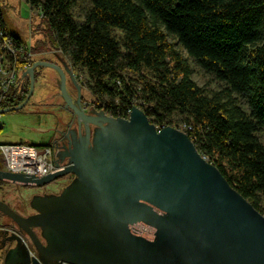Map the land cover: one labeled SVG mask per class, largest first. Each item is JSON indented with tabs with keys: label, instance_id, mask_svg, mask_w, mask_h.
Instances as JSON below:
<instances>
[{
	"label": "water",
	"instance_id": "water-1",
	"mask_svg": "<svg viewBox=\"0 0 264 264\" xmlns=\"http://www.w3.org/2000/svg\"><path fill=\"white\" fill-rule=\"evenodd\" d=\"M61 60H63L61 58ZM65 68L35 61L27 98L0 112L19 110L31 99L38 67L61 76L65 105L95 125L96 152L82 144L66 166L43 176L0 170V180L45 186L73 174L61 194L39 199L37 213L24 216L0 200V210L30 237L37 254L24 249L17 231L10 259L2 264H264V214L257 210L175 127H158L139 107L129 117L82 107L81 86ZM67 73L79 91H67ZM47 197V198H46ZM35 229H40L41 237ZM9 258V257H8Z\"/></svg>",
	"mask_w": 264,
	"mask_h": 264
},
{
	"label": "trees",
	"instance_id": "trees-1",
	"mask_svg": "<svg viewBox=\"0 0 264 264\" xmlns=\"http://www.w3.org/2000/svg\"><path fill=\"white\" fill-rule=\"evenodd\" d=\"M27 2L98 109L127 118L137 105L156 126H190L199 152L264 214V0ZM0 30L26 45L7 30L1 8ZM191 58L225 86H199ZM21 80L1 106L27 98L30 78Z\"/></svg>",
	"mask_w": 264,
	"mask_h": 264
},
{
	"label": "rangeland",
	"instance_id": "rangeland-1",
	"mask_svg": "<svg viewBox=\"0 0 264 264\" xmlns=\"http://www.w3.org/2000/svg\"><path fill=\"white\" fill-rule=\"evenodd\" d=\"M0 8L4 14L5 23L8 26V29L11 33L19 35L24 41L28 44L36 45L38 48H43L44 51L40 55L34 57V61L46 60L55 63L56 65L65 68L63 60L66 59L60 53L59 50L55 49L52 41V37L48 31V25L45 20L42 19L40 13H36L32 11L27 0H0ZM44 43L46 46H43ZM185 57H188L187 52L183 49ZM55 53H59L63 58H58ZM190 64L194 68L193 78L199 86L206 87L209 90H219L222 89L225 84L216 78V76L212 73L206 72L201 66H199L192 58L190 59ZM38 75L35 80V88L33 95L30 99L29 104H27V111L35 106V102L41 100V98H50L55 104H59L55 109H58V112L62 115L66 113L63 111L64 107V99L61 94V76L59 72L50 67L41 66L37 68ZM54 75V76H53ZM56 77V78H53ZM84 78L83 76L80 77ZM53 79H56V84L53 82ZM67 91L70 97L73 100L77 98V91L74 85L72 84L71 76L67 73ZM53 92L56 94L55 97L51 98L50 93ZM82 95L85 100L91 102L93 100L90 92L83 87ZM238 96V94H236ZM239 97V96H238ZM241 105L244 109L248 110L247 102L244 98L239 97ZM45 109L50 111L52 108V103L48 101L44 103ZM24 107L14 112H4L5 115H10L13 117V122L11 124L9 133L11 135H19L23 131H27V134L32 136L40 137L41 141L33 140V138L28 139L29 142H39L41 145L48 144V142L44 141L42 134L36 132L34 127L39 125L36 122L35 118L29 116L27 114V118L25 117ZM90 113V111L88 110ZM28 113V112H27ZM65 116H68L66 113ZM27 125V126H26ZM264 140V138H263ZM1 142H10V141H0ZM2 144V143H1ZM10 144V143H9ZM2 156L0 155V167H4L2 162ZM69 178H65L63 182H53L44 188H33L27 187V214L33 212V209L30 207V199L34 194H50V193H59L62 190V186L69 183ZM61 183V184H60ZM11 185V184H10ZM14 186H10V193L13 195L21 194L22 187L20 184H13Z\"/></svg>",
	"mask_w": 264,
	"mask_h": 264
},
{
	"label": "crops",
	"instance_id": "crops-1",
	"mask_svg": "<svg viewBox=\"0 0 264 264\" xmlns=\"http://www.w3.org/2000/svg\"><path fill=\"white\" fill-rule=\"evenodd\" d=\"M6 28L9 31L7 24H6ZM24 43L26 45H31L32 47H36V45L28 44L26 41H24ZM42 53L43 52H37L36 54L40 55ZM55 55L58 58H63L61 55H59V53H55ZM37 75H38V71H37ZM21 77H23V74ZM53 78H56V77H53ZM55 80L56 79H53V82H55L56 84ZM55 96L56 94H54L53 92L50 93L51 98ZM47 101L48 103L49 102L52 103V106H51L52 108L50 109V111L46 110L44 106V103ZM58 105H59L58 103L55 104L52 100H50V98H46V101H45V98H41V100L36 101L35 106H33L31 109H28V111H27V105L24 107V110H26L25 117L27 118V114H28L29 116H32L33 118H35L36 122L39 123V125L34 127V129L39 134L40 133L42 134L41 136L43 137L44 141L48 142V144H45V145L53 144L58 134L64 131L65 129L64 124L67 123L65 120L66 114L62 115L58 112V109H55L56 106ZM1 108H4V107L1 106ZM14 111H18V110H13L10 112H14ZM3 113L4 112L1 113L2 114V124L0 125V141H10V142H1L2 144H9V143L10 144H32L36 146H45V145L39 144V142L27 141L30 138L31 139L33 138V140L37 139L36 141H41V142L43 141L38 136H32V135L27 134V131H23L19 135L18 134L11 135L9 133L10 131L9 127H11V124L13 122V117L10 115H5ZM0 170H4V167H0ZM13 184L14 183L6 182V181L0 184V200H3L6 203H8L14 210H16L17 212H19L20 214L24 216L35 214L34 210H37L36 208L38 206L40 207L39 205L40 198L45 197V196H50V195L54 196L58 194V193L34 194L30 199V207L33 209V212L30 214H27V186L20 185L23 190L22 193L13 195L10 193V190H9L10 186H14ZM17 228L18 226L13 222V220L8 215H6L4 212L0 210V264H2V261L4 262L7 259L11 258L12 255L10 254V252L17 246L16 241H7V244L3 245V242L8 236L15 234V229ZM37 233L41 237V231L39 230V232L37 231ZM25 236L27 238L26 233H25ZM41 239L45 243V240L42 237ZM30 243H31V246L33 245L31 247V251H32L31 255L37 254V250L35 248V245L32 244L33 242L31 241V239H30ZM23 247L24 249H27V240L25 243H23Z\"/></svg>",
	"mask_w": 264,
	"mask_h": 264
},
{
	"label": "built area",
	"instance_id": "built-area-1",
	"mask_svg": "<svg viewBox=\"0 0 264 264\" xmlns=\"http://www.w3.org/2000/svg\"><path fill=\"white\" fill-rule=\"evenodd\" d=\"M0 103L2 97L8 93L12 86L21 85L22 72L26 71L32 64L31 61L37 55L31 45H17L14 38L0 30ZM18 57L27 61L24 68L18 64ZM82 85V84H81ZM83 86V85H82ZM1 107V104H0ZM136 107H139L136 105ZM141 109V107H139ZM133 109L129 110V115ZM2 114L0 112V125ZM163 129L166 126H157ZM186 132L190 126L183 124L177 128ZM187 133V132H186ZM0 155L4 163V170L10 172L28 173L35 176H43L53 172L57 168L56 157L51 145L36 146L32 144H0ZM205 158L207 156L203 155ZM208 159V158H207ZM32 254V253H31ZM34 255V254H33ZM61 264H72L61 262Z\"/></svg>",
	"mask_w": 264,
	"mask_h": 264
},
{
	"label": "flooded vegetation",
	"instance_id": "flooded-vegetation-1",
	"mask_svg": "<svg viewBox=\"0 0 264 264\" xmlns=\"http://www.w3.org/2000/svg\"><path fill=\"white\" fill-rule=\"evenodd\" d=\"M77 83L81 86V96H82L81 104H82V107L86 110V112H88V110L90 111V113L100 111L101 109L97 108L96 104L94 103V100L89 102V101L84 99V97L82 95V90H83L84 86H82L78 80H77ZM72 84L74 85V87L76 88V91H77V98L74 101H77V99L79 97V91H78V88L76 87V84L73 81H72ZM63 108H64L63 111L65 110L66 113L68 114V116H65V120L67 123L64 124V126H65L64 131L62 133L58 134L57 138L54 140V143L51 144V146L53 148L54 156L56 157L57 165L60 164L61 166H66L70 162L69 161L70 160L69 155H71V152L73 151V149L75 148L76 145L80 146L83 144L86 147L87 152H94V151L96 152L95 144L93 142V136L92 135L95 133V130L97 129V127L95 125H92V124L86 126V123L83 121H82V124L80 127L77 116L70 109H68L66 107L65 101H64V107ZM66 177L69 178L70 182L67 183L66 185L62 186L63 187L62 190L57 195L61 194L63 192V190L68 185H70L75 179V176L73 174H69V175L64 176L62 178H59L58 180H56L54 182H63V180H65ZM48 185L41 186V187L40 186L39 187L38 186H30V187L37 189V188H44ZM47 197H51V195L47 196ZM34 212L36 213L37 210H34ZM35 230L39 232L40 229H35ZM15 231H17L18 232L17 234L22 237L23 243H25L27 240V250L31 251V247L33 245L31 246L30 237L28 236V234H27V238H26L25 232L23 230H21L19 227L17 229H15Z\"/></svg>",
	"mask_w": 264,
	"mask_h": 264
}]
</instances>
